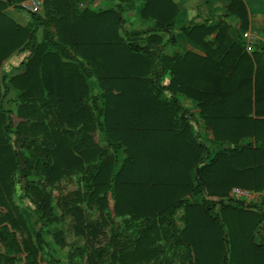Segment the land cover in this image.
<instances>
[{
    "label": "trees",
    "instance_id": "1",
    "mask_svg": "<svg viewBox=\"0 0 264 264\" xmlns=\"http://www.w3.org/2000/svg\"><path fill=\"white\" fill-rule=\"evenodd\" d=\"M24 1L0 0V68L33 40L38 17L31 14L35 27L30 31L4 13ZM109 1L115 10L79 12L75 0H45L55 9V41L36 45L21 74L7 83L0 79V206L5 210L0 217V245L5 251L0 264L13 263L5 256L9 248L25 253L24 264H42L39 248L46 245L39 233L32 234L39 248L30 239H23L21 248L14 237L31 226L11 203L16 174L25 181L23 196L39 199L29 197L39 209V219L49 215L46 196L27 182L32 166L47 185L87 172L88 201L107 206L102 193L111 187L116 216L164 221L183 207L181 244L191 251L193 264H264V238L257 241L264 223L263 61L254 50L248 55L243 42H233L225 25L186 27L185 36L205 56L160 51L153 58L159 77L169 73L170 81L167 87L153 88L146 78L150 63L134 47L137 33L123 31L122 6L131 8L141 1L140 18L154 21L147 34L159 42L157 34L173 33L174 4ZM216 31L213 47L204 39ZM60 49L71 51L64 56L68 62L62 61ZM88 77L95 78L102 91L93 99L96 119L87 105ZM7 84L18 101L15 125L12 112L1 103ZM163 91L169 93L166 99L160 95ZM178 95L196 104L205 127L201 133L193 132L189 120L198 124L197 119L187 115ZM94 124L105 133L115 158L92 143ZM10 134L16 137L12 143ZM200 138L226 147L204 163L210 151ZM233 188L263 193L260 205L223 200ZM187 196L200 203L189 205L183 199ZM149 232H141L135 249L137 256L152 260L153 251L146 249Z\"/></svg>",
    "mask_w": 264,
    "mask_h": 264
},
{
    "label": "rangeland",
    "instance_id": "2",
    "mask_svg": "<svg viewBox=\"0 0 264 264\" xmlns=\"http://www.w3.org/2000/svg\"><path fill=\"white\" fill-rule=\"evenodd\" d=\"M38 2L39 4L34 8L33 12L24 9L21 6L22 2L17 6L8 7L4 11L7 17L17 24L21 26L27 25L30 31L35 27L31 14L39 19V23L32 34L33 40L29 43L28 47L13 53L2 63L0 79L4 77L5 83L12 76L23 72L24 64L28 59L32 58L36 45L55 41V37L53 36L55 28L52 22V19L55 18V9L47 7L45 0H38ZM75 5L79 12L84 9L90 11L116 9L115 3L109 0H75ZM137 11L138 9L134 7L130 13L124 16L126 20L123 22V31L137 33L135 35L134 47L141 51L150 63L149 72L146 74L150 85L153 88L156 86L167 87L170 75L169 73H163L159 77L160 71L156 66L157 61H154L153 58L160 51L163 55H169L178 49L174 40V35L176 34L164 35V33H159L157 37L161 38V41H152V35L149 37L147 31L152 29L153 26L141 22ZM173 30H175V27H173ZM120 35L122 36V34ZM168 41L170 43L165 46V43ZM168 48L171 52H169ZM71 54V51L68 49H60L59 51V55L61 58L63 57V62H68L69 60H66L64 56ZM85 80L90 89L87 105L92 110V119H96L94 113L96 104L93 99L98 93H102V91L95 78L88 77ZM6 86H8L9 91H7L1 103L3 109L10 110L13 114V112L15 113L18 101L16 93L12 91L8 84ZM160 95L163 99L169 97V93L166 91L161 92ZM177 98L187 115L193 114V119H197L198 124H194L192 120H189L193 132L201 133L204 131L205 127L201 119H199V110L196 108V104L182 95H178ZM11 117L14 121L13 125H15L16 118L14 114ZM93 126L96 128L90 133L92 143L96 144L105 156L115 158L116 155L113 154V150L106 140L105 133L97 127V124ZM8 137L11 143L16 140L14 135L10 134ZM199 140L210 151V154L206 155L204 163H208L215 152L226 147L211 144L210 139L200 138ZM16 148L18 149V146ZM120 158L123 159L124 156L120 155ZM30 161L32 162V160ZM27 182H30L31 186L36 187L46 196L45 198L47 199L43 201L47 206L49 215L46 219H39L41 216V214H38L39 209L35 210V206L32 205V200L29 197H32L37 202H40L39 199L32 194L27 197L23 196L25 181L19 174H16L13 181L14 188H12L11 203L13 207H16L17 214L22 216L25 222L28 221L31 226L29 227V232L23 231L21 234L16 233V235H12H15V239L16 241L19 240L20 245L23 239H30L34 247H40L36 243V240H34L35 237H33L39 233L42 246L46 245L41 248L38 247L40 249L42 264H193L191 251L181 244L184 230L183 216L185 214L183 207L178 208L171 217L164 221L151 219L137 221L131 220L129 216L120 217L114 214V200L111 187L102 193L107 206L101 207L96 202L91 203L88 201L87 172L80 171L77 174L62 178L54 185H47L44 183L40 173L34 170V166H32ZM262 196L263 193H252L233 188L230 190L227 198H223V200L227 201L229 199L240 201L246 205L259 206ZM183 199H187L189 205L200 203L199 199L192 198L191 196L184 197ZM210 200L216 201L218 198H210ZM4 211L0 206V217ZM262 225L257 237L258 242H261L260 239L264 238V223ZM149 230L148 236L150 240L147 243L146 249L153 251L154 258L152 260H147L146 257L143 258L140 254L137 256L135 249L141 232ZM22 247L23 245H21ZM9 250L5 254V256L13 260V263L9 264L25 263L24 259L27 257L25 253L18 255L10 248ZM4 252L0 245V253L4 254ZM119 256L120 260H118ZM123 256L124 258L121 259ZM54 258L58 261H53L52 259ZM1 264L8 263L5 261Z\"/></svg>",
    "mask_w": 264,
    "mask_h": 264
},
{
    "label": "crops",
    "instance_id": "3",
    "mask_svg": "<svg viewBox=\"0 0 264 264\" xmlns=\"http://www.w3.org/2000/svg\"><path fill=\"white\" fill-rule=\"evenodd\" d=\"M176 8V15L172 20L176 51L180 57L186 53L198 57H204V51L195 43L190 41L184 34V28L215 27L225 25L228 27L227 36L233 42H243L245 52L255 55L261 59L264 65V0H171ZM136 7L138 13L143 9L141 1H136L130 7H122V19L132 8ZM104 10V9H102ZM139 20L149 26L154 25L153 20ZM178 27V28H177ZM216 32L207 36L204 42L214 47ZM170 47V46H169ZM254 50V52H253ZM263 59V60H262ZM260 119H264L261 117Z\"/></svg>",
    "mask_w": 264,
    "mask_h": 264
},
{
    "label": "built area",
    "instance_id": "4",
    "mask_svg": "<svg viewBox=\"0 0 264 264\" xmlns=\"http://www.w3.org/2000/svg\"><path fill=\"white\" fill-rule=\"evenodd\" d=\"M27 3V5H25ZM39 4L38 0H26L22 2V7L29 12H33L34 8Z\"/></svg>",
    "mask_w": 264,
    "mask_h": 264
}]
</instances>
